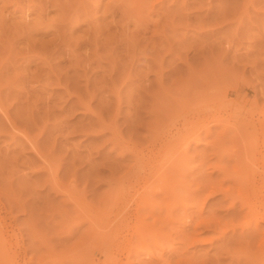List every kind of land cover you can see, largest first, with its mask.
I'll return each instance as SVG.
<instances>
[{
    "label": "rangeland",
    "instance_id": "374dc122",
    "mask_svg": "<svg viewBox=\"0 0 264 264\" xmlns=\"http://www.w3.org/2000/svg\"><path fill=\"white\" fill-rule=\"evenodd\" d=\"M256 212L264 0H0V264H264Z\"/></svg>",
    "mask_w": 264,
    "mask_h": 264
},
{
    "label": "bare ground",
    "instance_id": "6f19581e",
    "mask_svg": "<svg viewBox=\"0 0 264 264\" xmlns=\"http://www.w3.org/2000/svg\"><path fill=\"white\" fill-rule=\"evenodd\" d=\"M225 175V174H224ZM229 175V174H228ZM201 178L202 179H204L202 176H201ZM213 178V177H212ZM222 178H224V177H222ZM228 178V177H227ZM207 179V178H206ZM232 179H233V177H232ZM205 182V181H204ZM208 184V183H207ZM250 184V188H251V190H252V192H254L255 191V189H256V180H254V178H251V182L249 183ZM203 187V186H202ZM211 187V186H210ZM211 190V191H210ZM208 192L209 193H207V194H209V195H213L216 191H217V189H210ZM250 191V190H249ZM252 192H251V194H252ZM225 193V195H227V194H229V193H226V192H224ZM254 195V194H253ZM252 195V196H253ZM261 197V196H260ZM244 201V200H243ZM245 202H247V203H249L248 201H245ZM244 203V202H243ZM250 204V203H249ZM252 207V206H251ZM250 207H248V209H249ZM254 208V207H253ZM251 209V208H250ZM255 209V208H254ZM260 211H262V210H260ZM254 214V213H253ZM255 215V216H254ZM254 215H252V216H254V217H252V218H254L255 219V232H258L259 230L261 231L260 233H262V231H264V229H260L259 227H260V222H264V213H257L256 212V214H254ZM261 239V238H260ZM103 242H101V244H102ZM126 243V245H125V251H126V253H125V255H124V259L125 260H122V257H120V256H116V255H113L112 253H109V251H108V253L107 252H102L100 255H98L95 259H94V264H96V261L98 262V261H100L101 262V264H135L133 261H134V258L135 257H132V255H136V250H133L132 248H134L135 246H134V243H131V241L130 242H125ZM262 243H264V242H262ZM113 244V243H112ZM115 244H117V243H115ZM122 244V243H121ZM118 245H119V242H118ZM133 245V247H131ZM261 245H264V244H261ZM124 246V245H123ZM138 246V245H137ZM117 247V246H116ZM121 248H122V246H121ZM113 249H115V247L113 248ZM116 250H118V249H116ZM121 250V249H120ZM123 250V249H122ZM124 252V251H123ZM93 264V263H92ZM138 264H149V260H147V259H143L141 262H139Z\"/></svg>",
    "mask_w": 264,
    "mask_h": 264
}]
</instances>
